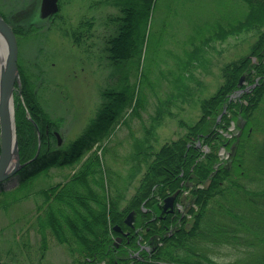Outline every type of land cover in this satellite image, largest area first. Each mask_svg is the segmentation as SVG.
<instances>
[{
  "label": "trees",
  "instance_id": "trees-1",
  "mask_svg": "<svg viewBox=\"0 0 264 264\" xmlns=\"http://www.w3.org/2000/svg\"><path fill=\"white\" fill-rule=\"evenodd\" d=\"M154 1H101L119 8V13L106 17L108 23L117 26L115 34L105 39L112 61L126 60L134 47L142 45ZM243 1L248 4L243 19L215 27L203 40L208 42L248 30L257 37L250 52L223 67V83L214 94L200 99V118L195 123L181 122L185 132L158 149L152 136L162 120L165 104L174 95L162 99L143 135L134 137L133 150L127 156L131 163L127 175H120L104 162L109 152V144H105L92 150L83 164L75 172L66 173L63 180H49L54 176L52 168L63 171L76 166L97 141L108 139L120 122L129 124L132 117L139 116L147 100L140 88L143 72L127 90H103L101 108L86 125L85 132L60 146L54 130L61 128L63 119L51 114L42 103L37 87L39 77L20 67L22 96L18 93L15 99L21 161L32 160L41 143L40 154L17 174L16 186L10 190L0 186V213H15L18 220L28 217L27 226L40 236L41 256H45L49 239L53 238L70 251L73 264H97L102 260L106 264H241L240 260L220 263L215 253L224 244L254 245L246 232L253 233L258 228L245 221L255 213L264 221V125H260L257 116L264 102V0ZM91 20L81 23L88 37ZM31 30L33 27H15L16 33L25 38ZM72 34L75 42L80 43L84 32L76 29ZM243 74L248 82L256 84L232 97L240 88L239 78ZM33 120L39 126L40 136ZM232 122L238 123V133L234 135L229 134ZM252 143L257 145V151ZM222 146L231 149L226 161L219 155ZM135 179L139 182L135 194L123 203ZM187 180L192 182L191 194L197 206L189 211L193 214L191 228L186 231L183 227L177 235L165 237L164 244L146 261H117L111 247L113 225L125 227V214L133 208L139 215L138 224H142L144 207L157 209V197H165ZM30 201H34V210L20 216L18 207ZM243 252L248 253V248ZM0 264L20 263L0 258ZM254 264H264V259Z\"/></svg>",
  "mask_w": 264,
  "mask_h": 264
},
{
  "label": "rangeland",
  "instance_id": "rangeland-1",
  "mask_svg": "<svg viewBox=\"0 0 264 264\" xmlns=\"http://www.w3.org/2000/svg\"><path fill=\"white\" fill-rule=\"evenodd\" d=\"M101 1L60 0L61 10L52 19L40 18L41 0H0V7L18 26L34 29L26 38L20 36V64L39 77L37 87L46 109L63 119V143L75 140L85 132L86 125L101 108L103 90H127L128 85L139 81L143 72L140 88L147 98L146 107L141 108L139 116L132 117L129 124L119 123L106 144H109V152L104 162L120 175H127L131 166L127 156L133 150L134 137L143 135L158 103L174 95L165 104L162 120L152 136L155 148L159 149L185 132L186 127L181 122L195 123L200 118V99L216 92L224 80L223 67L248 55L257 37L247 30L208 42L203 40L215 27L243 19L248 7L243 0H155L144 42L139 48H133L129 58L114 62L105 39L115 34L117 26L108 23L106 17L119 13V8ZM17 14H20V21ZM84 19L93 22L89 37L88 31L81 26ZM76 29L84 32L80 43L75 42L72 34ZM257 116L260 125H264V102ZM232 124L230 133L234 135L238 133V123ZM97 144L91 150L96 149ZM253 145L257 151V145ZM204 150L208 151V148ZM230 151L220 150L222 161L230 158ZM79 165L66 167L63 171L52 168L54 176L49 178L50 182L63 180L66 173L75 171ZM17 183L18 178L14 177L3 187L10 189ZM138 185V179H135L126 191L123 203L133 196ZM18 209L20 216L29 215V211L34 210V201L24 202ZM258 215H249V220L245 221L258 228L253 233L246 232L248 241L253 239L254 245L217 247L218 262L240 260L241 264H254L264 259V239H261L264 238V221L259 220ZM15 216V213H0L2 260L16 259L20 264L74 263L70 251L53 238L49 239L45 256H41L40 236L27 226L28 217L18 220ZM192 219L193 216L188 223ZM245 248L248 253H242Z\"/></svg>",
  "mask_w": 264,
  "mask_h": 264
},
{
  "label": "water",
  "instance_id": "water-1",
  "mask_svg": "<svg viewBox=\"0 0 264 264\" xmlns=\"http://www.w3.org/2000/svg\"><path fill=\"white\" fill-rule=\"evenodd\" d=\"M41 17L48 18L59 11V0H42ZM0 182L10 178L26 164L20 161L19 143L15 121V85H21L20 70L18 66L17 36L11 25L0 15ZM242 84L244 78H240ZM37 125V124H36ZM37 129L39 130L38 126ZM58 140L62 143L59 133ZM173 197L165 199L166 205H171ZM131 213L126 219L130 223ZM121 230L119 226H115Z\"/></svg>",
  "mask_w": 264,
  "mask_h": 264
},
{
  "label": "flooded vegetation",
  "instance_id": "flooded-vegetation-1",
  "mask_svg": "<svg viewBox=\"0 0 264 264\" xmlns=\"http://www.w3.org/2000/svg\"><path fill=\"white\" fill-rule=\"evenodd\" d=\"M189 184L182 183L174 193L172 205L165 207L160 203L157 209L149 207L143 214L144 225H138V212H133L131 226L123 228V231H112L113 256L116 260L140 259L146 261L156 252L159 245H163V238L167 235H175L182 228L183 223L188 226V219L191 216L188 211L191 206V198L188 192L182 191ZM125 220V219H124ZM177 235V234H176ZM147 252V253H146Z\"/></svg>",
  "mask_w": 264,
  "mask_h": 264
},
{
  "label": "bare ground",
  "instance_id": "bare-ground-1",
  "mask_svg": "<svg viewBox=\"0 0 264 264\" xmlns=\"http://www.w3.org/2000/svg\"><path fill=\"white\" fill-rule=\"evenodd\" d=\"M2 48L1 41H0V49ZM126 225V224H125Z\"/></svg>",
  "mask_w": 264,
  "mask_h": 264
}]
</instances>
